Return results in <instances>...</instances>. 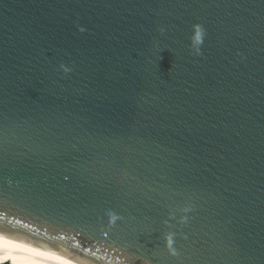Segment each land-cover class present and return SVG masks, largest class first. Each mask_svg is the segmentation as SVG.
<instances>
[{"label":"water","instance_id":"obj_1","mask_svg":"<svg viewBox=\"0 0 264 264\" xmlns=\"http://www.w3.org/2000/svg\"><path fill=\"white\" fill-rule=\"evenodd\" d=\"M0 236L264 264V0H0Z\"/></svg>","mask_w":264,"mask_h":264},{"label":"bare ground","instance_id":"obj_2","mask_svg":"<svg viewBox=\"0 0 264 264\" xmlns=\"http://www.w3.org/2000/svg\"><path fill=\"white\" fill-rule=\"evenodd\" d=\"M85 264L28 241L0 236V264Z\"/></svg>","mask_w":264,"mask_h":264},{"label":"trees","instance_id":"obj_3","mask_svg":"<svg viewBox=\"0 0 264 264\" xmlns=\"http://www.w3.org/2000/svg\"><path fill=\"white\" fill-rule=\"evenodd\" d=\"M3 264H12V263H10V262H6V263H3Z\"/></svg>","mask_w":264,"mask_h":264}]
</instances>
